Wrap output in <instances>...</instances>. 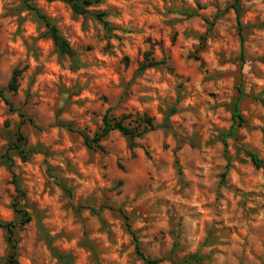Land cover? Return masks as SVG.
Here are the masks:
<instances>
[{
    "label": "rangeland",
    "instance_id": "obj_1",
    "mask_svg": "<svg viewBox=\"0 0 264 264\" xmlns=\"http://www.w3.org/2000/svg\"><path fill=\"white\" fill-rule=\"evenodd\" d=\"M89 10L0 0V221L31 216L13 236L19 264H150L137 245L159 264H264V0ZM236 102L245 122L225 138ZM144 113L145 135L86 144L106 114L136 126ZM8 236L0 226V264Z\"/></svg>",
    "mask_w": 264,
    "mask_h": 264
},
{
    "label": "trees",
    "instance_id": "obj_2",
    "mask_svg": "<svg viewBox=\"0 0 264 264\" xmlns=\"http://www.w3.org/2000/svg\"><path fill=\"white\" fill-rule=\"evenodd\" d=\"M25 1L30 2L31 0H25ZM61 1L69 3L71 5L72 9L76 13L87 14L90 12L89 7L100 2L101 0H61ZM29 7L39 11V8L32 5V4H30ZM93 14L100 21L103 22V24L105 25L106 28H109V22L105 19L106 13L94 12ZM41 16H42V18L45 19L46 24H47L48 29H49V33L51 34V36H52L55 44L57 45V47L63 52L72 53V48L70 47L69 42L60 34L57 26L55 24H52L51 21L45 15H41ZM211 24H213V23H211ZM148 56H149V54H148ZM147 60H148L147 62L143 63V65H142L143 68L156 66L159 63L158 61H154L152 59H149V57H147ZM20 72H21L20 69L16 70L12 80L9 82V87L13 90H16L18 87V84H19L18 83V75L20 74ZM239 90L241 92V87H239ZM3 92H4V89H0V93L3 94ZM6 101L9 104H11V102L8 99H6ZM234 116L236 117V119H235L234 123L231 125L229 131L225 134V136H224L225 138L229 135L235 134L237 132L238 126H241L245 122L244 117L240 113L238 102H236V105H235ZM128 118H131L130 114L123 115L121 117L110 116L109 114H106L104 116L103 126H102L100 131H97L93 136H90L88 134H84L86 144L89 147L100 146L101 141L105 137H107L110 134V132L113 130H119L124 135L133 139L135 137L143 136L146 133H148L151 130L156 128L153 117L147 113L140 114L138 116L139 122H138V125H136V126H132L131 121L127 122ZM22 140H25V138L23 136H20L18 138V141L14 142L12 144L11 148L12 149L20 148L22 146V144H24V142ZM250 155L252 156L254 162L257 165L261 164L262 160L258 157V155L255 152H250ZM5 157H6V159H4V162H6L8 160L11 161L10 156L4 155L3 158H5ZM23 158L25 159L26 155H23ZM17 213L18 214L20 213L21 221H18L16 223L0 221V226L7 229L8 233H9V236H8L9 241L12 242V251L8 255V264H19L18 254H17V244H16V241L13 237L16 228H21L22 226H24L25 224H27L31 221V216L29 215V213L27 211H24L21 208H18ZM128 226H130V225L128 224ZM133 235L135 238H137L135 233H133ZM137 250H138L139 254L142 255L143 258L150 264H159V262H161L163 260V258H150L148 255H146L140 249L139 245H137Z\"/></svg>",
    "mask_w": 264,
    "mask_h": 264
}]
</instances>
